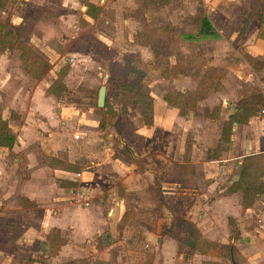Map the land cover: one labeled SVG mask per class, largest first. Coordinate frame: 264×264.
<instances>
[{
	"label": "rangeland",
	"instance_id": "374dc122",
	"mask_svg": "<svg viewBox=\"0 0 264 264\" xmlns=\"http://www.w3.org/2000/svg\"><path fill=\"white\" fill-rule=\"evenodd\" d=\"M42 1L0 0L7 27L0 37V117L14 137L0 146V235L44 233V243L56 249L63 233L111 251L108 260L86 256L78 264H158L166 240L186 264H216L207 248L229 258L236 227L230 223L228 241L211 242L195 221L203 204L230 193L242 205L246 229L264 218V65L257 63L264 62V43L242 46L247 26L237 32L239 20L229 25L203 6L220 31L198 34L193 19L201 5L193 0H173L184 15L196 10L186 23L194 31L189 37L159 24L162 4L172 0H45L48 7ZM69 7L71 24L63 29L56 21ZM130 16L140 28L124 22ZM43 24L56 29L45 38L49 47L39 49L32 33ZM161 27L169 36L151 37ZM14 36L45 60L40 76L23 70ZM146 42L153 48L144 52L139 45ZM172 57L182 61L177 74L169 69ZM128 80L134 91L150 94L152 108L121 96ZM101 85L105 104L98 107ZM176 91L195 92L186 114L163 100ZM239 112L244 118L235 125L230 117ZM225 169L228 177L207 192L200 180L208 185V175ZM236 181L240 188L233 190ZM51 217L64 228L48 223Z\"/></svg>",
	"mask_w": 264,
	"mask_h": 264
},
{
	"label": "crops",
	"instance_id": "0c3cea01",
	"mask_svg": "<svg viewBox=\"0 0 264 264\" xmlns=\"http://www.w3.org/2000/svg\"><path fill=\"white\" fill-rule=\"evenodd\" d=\"M62 2H64L63 4L66 3V1ZM192 2H195V4L201 5L203 7H209V9L213 12L212 16L228 21L229 25L234 22L238 16H241V20L238 21L240 25L237 28V32H239L244 25L247 26L244 30V35L239 40V43L247 49H250L251 47L250 42L260 41L264 43V39L258 36L260 32L262 7H258L251 19L247 21V17L251 11L250 0H193ZM40 3L45 7H48L45 0ZM190 3L191 1L187 0V4L190 5ZM162 5L165 6L161 11L164 19H162L163 21L161 20V22H159L160 25L165 23L171 24L174 32H176V35L181 36L184 34L188 35L189 33H193L196 30L193 28L194 31H192L189 25L186 24L189 21L188 16L193 17L195 15L196 10H194V8L190 12L191 15L187 13L184 15L182 11H178V8L173 3V0L168 3L164 2ZM243 9L245 10L243 11ZM65 10L66 11L58 17V21L56 22L63 29H68V26L71 24V11L73 9L69 7V9L65 8ZM166 12H168V15ZM204 12L208 16L213 27L217 31H220L217 28L215 21L211 20L209 14L206 11ZM83 15L86 22H93V19L90 16L85 13H83ZM137 21L138 20L135 18V16H130L129 18L124 19L126 24H132V26L135 25V27L140 28L141 24ZM48 26V24L39 25L36 27L38 33H35L37 35H35L34 32L32 33V37L34 38L32 41H36V39L38 40V43L34 42L35 45H37L35 47L39 49H46L49 47L45 38L47 35L51 36L50 34L56 29V27L54 25ZM75 28H77V25ZM248 32H250V35H252V37L249 39L248 36L246 37V33L248 35ZM185 43V41L179 42L181 46H185ZM139 47L142 48L144 52H147L148 49H151L150 46L145 44L139 45ZM32 48L34 49L33 46ZM172 58L171 64H179L182 62L179 59L177 60L176 57ZM18 72L22 73V76H25L21 69ZM4 76H6L8 79L14 78V74L12 72H7L6 70H4ZM158 77L161 81L164 80L159 75ZM17 92V94L30 93L29 91ZM33 92L35 91H32V93ZM168 107L172 108L171 106ZM236 124L237 122L235 125ZM259 124H264V119H262ZM260 134H264V131H261ZM249 140V146L254 147V139L252 138ZM225 172L229 173V170L225 169L223 172L221 170L218 173L208 175L211 176V178L208 180V185L203 184V180H200L202 185L206 187L205 189L207 192H213L217 186V183L223 178L228 177L225 176ZM79 175L80 174L78 173V176ZM225 182L226 184L230 183V181L224 180L222 181V185ZM225 188H227V185H224V189ZM235 195V193H230L223 196H217L210 202L208 201V203L203 204V213L199 214L198 219L195 221L197 225H203L202 238L209 241L217 239L222 240L223 243L228 241L231 234L230 223L236 227V232L234 233L236 235L232 238L235 241L234 244L236 246V250H233L231 247H229V258H216L212 248L211 250L207 248V252L210 251L208 253V260L211 262H216V264H264V218L261 217L260 221H257L255 225H251L250 229L248 227L246 229V226L244 225L245 221L240 215V208L242 205H240L237 200H233ZM49 221H51V225L57 226L60 230L64 228V221H62V219L60 220L59 217H51L47 222L49 223ZM79 222H81V220H76L74 223L79 224ZM39 238H42L41 241ZM65 238H67L66 235L62 233L61 243L56 249H54L51 248L49 242L44 243V240L46 239L44 233L37 236L33 233H24L21 237L16 239H7L0 235V264H71V261L77 262L76 264H78L80 259L85 258L86 256L90 257L91 262L95 260H108L110 258L111 251L108 247L98 248L97 246H83L72 241L71 238L67 240ZM166 244L167 240L162 243V247L160 248L161 262L158 264H186L184 261H182L180 255L177 254L176 249L167 247ZM143 257L146 258L144 255L139 256V258ZM155 263L157 264V262ZM120 264H123V262Z\"/></svg>",
	"mask_w": 264,
	"mask_h": 264
},
{
	"label": "trees",
	"instance_id": "16d2710c",
	"mask_svg": "<svg viewBox=\"0 0 264 264\" xmlns=\"http://www.w3.org/2000/svg\"><path fill=\"white\" fill-rule=\"evenodd\" d=\"M1 7V4H0ZM258 7H262V15H261V23H260V32L258 34V36L260 38L264 39V0H250V14L247 17V21H249L252 17V15L254 14L255 10ZM89 8V5H88ZM245 9H243L244 11ZM196 16V17H195ZM194 16V24H195V29L198 32V34L202 35V36H211V37H215L217 36V32L215 30V28L213 27V25L211 24L208 16L206 15V13L204 12V10L201 8L199 9V11L196 13V15ZM241 16H238L236 18V20H240ZM6 25H4V22L0 21V37H2V35L4 34V31L6 30ZM167 27H161L157 30H154V33L151 34V37H153L155 35V33H159V32H163L166 35L169 34V29H164ZM243 28V27H242ZM2 32V33H1ZM2 34V35H1ZM19 35V33H18ZM169 36V35H168ZM187 37L191 36L190 34L186 35ZM166 37V36H164ZM193 38V37H191ZM14 44L15 41L17 42V48L20 49V55L19 58L22 62V68L24 69V71L29 74L31 77H37L40 76L41 73L38 71V68L40 65L45 63V60L40 58L38 55H36V53L33 51V49H31L25 42L24 40H20L19 38L15 37L13 38ZM145 45L150 46V50H152L153 48V44L151 43H145ZM8 46H13V43L8 45ZM248 58L252 61L255 60L252 57L248 56ZM257 61V60H256ZM257 63H261L260 65L263 66L264 62L262 61H257ZM179 67L177 64L171 65L169 67V69H174L176 70L177 74L179 72V70H177ZM136 70V69H135ZM35 71H37V73H35ZM165 75V72H164ZM133 82L131 80L126 81L122 88H121V96L124 98H128L130 100H137L139 103L141 102H145V104L149 105L151 104V106L149 105L150 108H152V104H153V99L151 98L150 94L148 92H146V95H142L139 90L134 91L131 87V84ZM195 92H180V91H176L173 94H171L170 92H166L163 94V100L168 103L169 105H171L174 108H177L181 114H186L187 112L185 111L188 107H191L189 105V102H194V97H192V95L194 96ZM143 97V98H142ZM142 98V99H141ZM241 109V108H240ZM243 111V108L241 110V112ZM153 112V110H152ZM243 115H241V113L239 112L238 114H233L230 117V120L233 123H238L241 122V120L243 119ZM140 138L143 139L142 136H138ZM13 135L10 132V130L8 129V124L7 121L4 120L2 117H0V146H5L8 147L12 144L13 142ZM259 155L256 156H249L247 157V160H253L255 158H258ZM262 157V156H261ZM239 182H234L232 183V185L230 186V188H232L233 190H237L240 187L238 186Z\"/></svg>",
	"mask_w": 264,
	"mask_h": 264
},
{
	"label": "water",
	"instance_id": "95a60500",
	"mask_svg": "<svg viewBox=\"0 0 264 264\" xmlns=\"http://www.w3.org/2000/svg\"><path fill=\"white\" fill-rule=\"evenodd\" d=\"M106 76H108L106 74ZM105 94H106V86L105 85H101L98 89L97 92V101L96 104L98 107H103L105 104Z\"/></svg>",
	"mask_w": 264,
	"mask_h": 264
}]
</instances>
